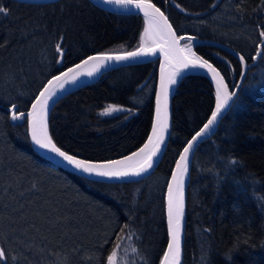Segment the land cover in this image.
<instances>
[{
	"label": "trees",
	"instance_id": "trees-1",
	"mask_svg": "<svg viewBox=\"0 0 264 264\" xmlns=\"http://www.w3.org/2000/svg\"><path fill=\"white\" fill-rule=\"evenodd\" d=\"M151 2L177 35L218 41L252 63L214 134L194 152L182 264H264V0ZM0 6L8 9L0 14V248L7 253L0 264H109L113 251L116 264H159L165 184L181 147L213 106L210 83L198 75L177 78L169 139L146 177L104 183L68 173L32 151L25 118L13 121L12 105L25 111L49 77L90 54L137 49L145 19L88 0H0ZM187 37L181 45L233 86L241 63ZM156 69L157 59L124 65L63 95L47 117L53 142L94 161L138 148L150 129ZM108 105L122 111L106 115Z\"/></svg>",
	"mask_w": 264,
	"mask_h": 264
},
{
	"label": "snow or ice",
	"instance_id": "snow-or-ice-1",
	"mask_svg": "<svg viewBox=\"0 0 264 264\" xmlns=\"http://www.w3.org/2000/svg\"><path fill=\"white\" fill-rule=\"evenodd\" d=\"M109 4H118L124 7L134 6L143 12L147 27L144 29V34L141 44L136 51L127 52L124 54L112 55L109 53H98L90 55L82 60L80 64L75 65V68H68L67 71L61 72L60 75H54L43 85L42 90L32 104V111L27 113L28 130L34 144L42 149H46L63 158L68 164L75 169L105 178L124 179L136 177L147 173L155 165V158L163 150L162 146L165 143V133L168 129V96L170 86L177 83V77L182 73L175 71L171 74H165L161 69L160 85L156 92V117L152 126V134L148 138V142L139 149L138 152L132 153L120 160H109L105 162H92L85 159H79L75 155H70L62 150L54 142L49 135L48 113L51 108L50 101L58 95L59 91L65 90L66 84L75 83L77 78L82 75L89 77L98 73L101 68L107 67L109 63L126 62L129 60H139L148 56L157 54V48L164 52L166 59L169 61L178 59L181 68L184 70L201 69L206 70L211 74V78L216 83V104L215 109L211 113V117L207 123L192 136L180 154V159L176 162V170L173 172L172 180L168 184L167 191V224L169 241L167 251L164 253L162 264H181V233L184 219V185L185 174L188 172L190 157L197 146L199 140L203 139L210 133L216 125L219 117L228 106L229 101L236 96V92H229L228 85L225 83L224 77L220 71L213 66L207 59L197 55L192 51L191 46L185 45L183 48L179 46V41L185 37L177 36L168 17L157 7L151 0H104ZM8 9L0 6V14H7ZM260 36L264 37V31L260 32ZM188 40H194V37H187ZM151 41V45L149 44ZM163 41V44L160 43ZM154 45V46H153ZM165 46L167 51H164ZM58 54L63 52L61 44L56 45ZM181 53L178 58L176 53ZM264 54V53H262ZM243 63L245 58L240 56ZM58 62H62L58 61ZM89 70L76 71V69H86L90 65ZM243 75V73H241ZM54 82L56 84L54 85ZM16 106L12 105L11 119L13 121L22 120L25 118V113L15 111ZM116 111H122L117 106L110 105L105 114ZM151 146V147H150ZM232 163H236L233 161ZM35 187V185H33ZM7 253L3 248H0V261L6 259ZM116 252L113 251L108 257L109 264H116Z\"/></svg>",
	"mask_w": 264,
	"mask_h": 264
},
{
	"label": "water",
	"instance_id": "water-1",
	"mask_svg": "<svg viewBox=\"0 0 264 264\" xmlns=\"http://www.w3.org/2000/svg\"><path fill=\"white\" fill-rule=\"evenodd\" d=\"M19 1L20 2H25V3L37 4V3H43V2H47V1H51V0H19ZM88 1L91 4L95 5L96 7L100 8L102 10L111 12V13H115V14H137V15L142 16L145 19L144 15H143V12H141L139 9H136L134 6L124 7V6L118 5V4H109V3H106V2H104V0H88ZM177 36L187 37L185 35H177ZM192 41L194 43H197V44L209 45L211 47L218 48V49H220L222 51H225L228 54L232 55L234 58H236L241 63V72H240V75H239L238 80L236 81V83L233 86H231L225 80V83L228 85L229 92H236V95H237V93H238V91H239V89L241 87V84H242V81H243L245 72H246L248 66H250L252 63H247L245 60L242 63L241 60H240V56L241 55L237 51H235L233 48L229 47L228 45L223 44V43H220L218 41L207 40V39H199V38H195ZM179 46L181 48H183L182 45H181V40L179 41ZM137 49L132 50V51H136ZM167 50L168 49L165 46L164 51H167ZM132 51H127V52H132ZM127 52L109 53V54L117 55V54H124V53H127ZM96 54H98V53H93V54H90V55H96ZM90 55H88V56H90ZM180 55H182V54L179 53V52L176 53L177 58ZM88 56H86V57H84V58L76 61L75 63H73V64H71L69 66H66V67L60 69L54 75H60L61 72L67 71L68 68H75V65L80 64L81 61L84 60V59H86ZM155 59H157V69H156V84H155V89H154V94H153L152 119H151V124H150V129H149L148 135L145 138V140L143 141V143L138 148H136L135 150H133L132 152H130V153L124 155V156H121V157H117V158H113V159H108V160H101V161H94V160H88V159H85V160L92 161V162H97V163H99V162H105V161H109V160H120V159H123L126 156H130L134 152H138L139 149L142 148L148 142V138L152 134V126H153V123H154L155 117H156V92L159 89L160 76H161V69L162 68H163V71H164V73L166 75L167 74H171V73H173L175 71H181L182 74L180 76H182V75H198V76L204 77L210 83V85H211V87H212V89L214 91V102H213V106H212V108H211L208 116L204 120V122L199 126V128L194 133L191 134V136L185 141V143L181 147L180 151L178 152V154H177V156H176V158H175V160H174V162L172 164L171 170L169 172V175H168V178H167V181H166V184H165L164 195H163V209H164V223H165L166 241H165V246H164L163 254H162V256L160 258V261H159V264H162L163 257H164V253H165V251H167V245H168V241H169L168 224H167V191H168V184L172 180L173 172L176 170V162L180 159V154L182 153V151H183L184 147L186 146L187 142L192 139V136H194L195 133L197 131H199L203 127V125L205 123H207L208 119L211 117L212 111L215 109V104H216V83L211 78V74L210 73H207L206 70H201V69H198V68L197 69L184 70V69L181 68V65L179 64L178 59H173V60L169 61L168 59H166V57L164 55V52L163 51H160V49L157 48V54L154 55V56H148V57H145V58H142V59H139V60H129V61H126V62H115V61H113V62L109 63L107 67L101 68V70L98 73H95L91 77H89L87 75H82V76L78 77L77 78V81L75 83L66 84L65 85V90L59 91L58 92V95L56 97H54L53 101H50V104H51V108H52V106L54 105V103L59 98H61L63 95H65V94H67V93H69V92H71V91H73L75 89H78V88H80L82 86H86L88 84H91V83L95 82L97 80V78L102 73H105V72H107L109 70H112V69H115V68H118V67H121V66H124V65L146 63V62L153 61ZM90 67H91V62H90V65L87 66L86 69H76V71L89 70ZM241 73H243V75H241ZM54 75H52V76H54ZM52 76L49 77L44 82L43 85H45L47 83V81L52 78ZM55 84H56V82H54V85ZM43 85H42V87H43ZM175 86H176V84L170 86V93H169V96H168V102H167L168 103V129H167V132L165 133V143L162 146V149L163 150L158 154V158H155V165H154V167L151 170H149L147 173H145V174H142V175L136 176V177L124 178V179L105 178V177H98V176H95V175H89L87 173H83V172L75 169L72 165L68 164L67 161H64L63 158L57 156L55 153L50 152V151H48L46 149H42L38 145L34 144L33 141H32V139H31L30 132L28 130L27 113H29V112L32 111V104L35 102L36 97L39 95V92L42 90V87L39 89V91L37 92V94L35 95V97L33 98V100L30 102L28 108L25 111H23V113H25L26 134H27V138H28L30 147H31L32 151L37 156H39V157L47 160L49 163H51L56 168H58L60 170H63V171H66L68 173H72V174H75L77 176H80V177L89 179V180H92V181H98V182H104V183H118V182H132V181L140 180V179L146 177L148 174H150L157 167V165L160 162V160H161V158L163 156V153L165 151V148H166V145H167V142H168V139H169L170 128H171V100H172V96H173V93H174ZM234 98H235V96L232 98V100L229 101L228 106H226V109L223 111L222 115L219 117V119H218L216 125L213 127L212 131L210 133H208L203 139L199 140V142L197 143V146L194 149V151H193V153L191 154V157H190L189 169H190V165H191L192 158H193V155H194L195 150L200 145V143H202L203 141L207 140L208 138H210L214 134V132H215V130L217 128L218 123L220 122L221 118L229 110V108H230V106H231ZM51 108H50V110H51ZM50 110H49V112H50ZM77 158H79V157H77ZM79 159H82V158H79ZM189 169H188V172L185 174L184 200H185L186 187H187V183H188V173H189ZM184 224H185V218L183 219V228H182V233H181V237H182V239H181V255H180L181 264H182V255H183V240H184V226H185Z\"/></svg>",
	"mask_w": 264,
	"mask_h": 264
},
{
	"label": "rangeland",
	"instance_id": "rangeland-1",
	"mask_svg": "<svg viewBox=\"0 0 264 264\" xmlns=\"http://www.w3.org/2000/svg\"><path fill=\"white\" fill-rule=\"evenodd\" d=\"M147 27V25H145V27H144V29ZM143 34H144V30H143V33H142V36H141V39H140V43H139V46H140V44H141V40H142V37H143ZM149 44L151 45V41H149ZM185 45H188V44H184V45H182V47H184ZM110 105H108L106 108H105V110L109 107ZM114 106V105H113ZM118 107V106H117ZM119 108V107H118ZM105 110H104V113H105ZM103 113V114H104ZM112 113H115V112H112ZM112 113H109V115L110 114H112ZM106 115H108V114H106Z\"/></svg>",
	"mask_w": 264,
	"mask_h": 264
},
{
	"label": "bare ground",
	"instance_id": "bare-ground-1",
	"mask_svg": "<svg viewBox=\"0 0 264 264\" xmlns=\"http://www.w3.org/2000/svg\"><path fill=\"white\" fill-rule=\"evenodd\" d=\"M160 43L163 44V41H160ZM111 252H112V251H111ZM111 252H110V253H111Z\"/></svg>",
	"mask_w": 264,
	"mask_h": 264
}]
</instances>
